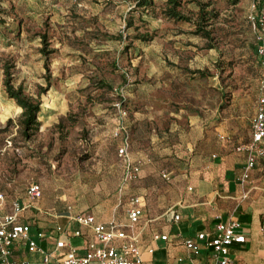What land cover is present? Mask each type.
Here are the masks:
<instances>
[{
	"label": "rangeland",
	"instance_id": "1",
	"mask_svg": "<svg viewBox=\"0 0 264 264\" xmlns=\"http://www.w3.org/2000/svg\"><path fill=\"white\" fill-rule=\"evenodd\" d=\"M197 1L215 13L205 24L210 38L193 32ZM0 5V189L9 196L21 198L33 180L40 195L62 204L80 201L88 208L117 198L121 217L126 195L141 182L137 177L118 190V139L111 130L119 121L129 131V157L139 168L148 165L155 188L200 161V150L211 158L218 134H227L213 126L235 105L239 125L226 120L231 131L237 128L225 144L247 140L259 75L249 16L256 23L264 0H181L178 9L191 20L167 17L164 0L147 7L135 0ZM143 32L151 39L134 38ZM4 65L12 84L39 100V124L28 137L21 134L20 107L4 89ZM201 128L206 132L199 137ZM255 171L264 176V159Z\"/></svg>",
	"mask_w": 264,
	"mask_h": 264
},
{
	"label": "crops",
	"instance_id": "2",
	"mask_svg": "<svg viewBox=\"0 0 264 264\" xmlns=\"http://www.w3.org/2000/svg\"><path fill=\"white\" fill-rule=\"evenodd\" d=\"M235 106L236 109L218 121L213 126L214 129L227 128V134L235 132L237 127H233L231 131L230 125H226V120L231 118L239 125L238 118L241 113L238 105ZM205 132L206 130L201 128L199 137ZM222 134L226 138L220 139L221 142L216 144L215 151L210 154L211 158L200 150L201 160L190 164L186 172L171 178L168 177V171L167 176L161 175L170 181L162 187L155 188L151 184L147 177L149 167L146 163L140 167L134 179L138 177L137 180L141 184L135 187V191L126 195L121 217L119 214L115 216V207L117 202L119 203L116 202L117 198L85 208L80 201H65L63 195L60 196L64 200L63 204L56 199L59 197L47 199L42 194L39 195L17 216L18 222L28 224L29 237L35 241L38 249L28 250L25 244L14 241L11 256L16 259L25 258L27 264H45L42 262V254L50 252L51 257L46 264H56L67 247L64 245L54 249V242L58 238L74 245L76 252L81 254L85 243L92 237L91 230L71 220L69 215L76 212L90 213L96 220L107 221L114 217L124 223L127 221L128 198L131 195H140L143 205L138 221L132 229L127 226H120L118 229L126 234L131 230L136 233L142 264H188V252L182 239L193 236L197 231H210L217 220L229 218L239 222V230L244 234L243 241L230 244L229 264H264V176L255 171L257 161L248 178L240 182L244 151L235 150L230 143L225 144L228 135ZM205 158L208 159L205 161ZM162 171L164 170L159 171L160 174ZM130 182L119 192H124ZM244 191L246 193L242 196ZM10 198L12 197L4 192L0 203L1 211L10 210ZM76 198L80 199V196ZM20 199L23 201L24 196ZM160 205L164 208L158 209L157 206ZM175 213L178 214L176 219L173 217ZM56 225L62 226L64 232L56 231ZM37 231H41L42 235L38 236ZM161 234H165V237L161 238ZM122 239L117 237L114 243L118 244ZM196 257L202 264L210 262L208 247L202 242L199 243V253Z\"/></svg>",
	"mask_w": 264,
	"mask_h": 264
},
{
	"label": "built area",
	"instance_id": "3",
	"mask_svg": "<svg viewBox=\"0 0 264 264\" xmlns=\"http://www.w3.org/2000/svg\"><path fill=\"white\" fill-rule=\"evenodd\" d=\"M254 2L251 6L254 7ZM251 26L254 32V51L259 65L257 79V91L255 106L249 123V138L243 143L234 146L235 150L244 151L243 165L240 171V182L245 181L255 163L264 159V11H260L256 17V23L252 15ZM111 135L118 139L115 147L116 155L120 159L121 176L118 190H121L128 182L134 179L139 170V162L132 160L128 155L129 131L119 121L112 130ZM220 139L226 136L218 134ZM167 176L166 171L161 172ZM189 188V187H188ZM246 191L242 193L244 196ZM40 195L39 184L33 180L27 182L24 188V200L17 196L9 199L10 210H0V264H27L25 258L16 259L11 256L12 244L20 241L25 244L28 250L38 249L35 241L29 237L27 223L17 221L18 213ZM4 198V192L0 190V203ZM142 200L140 195H131L128 198L126 207V222H119L114 217L107 221L96 220L90 213L76 212L69 215V218L83 226L89 227L92 237L85 243L81 254L76 252V247L63 239L58 238L54 242V249L67 246L65 252L56 261V264H142L139 245L136 243V233H123L118 228L127 226L132 229L142 213ZM264 216V210H263ZM174 219L178 214L173 215ZM56 231L64 232L60 225L55 226ZM36 234L41 236V231ZM157 235H154L156 237ZM161 238L165 234L159 235ZM117 237L123 238L118 244L114 243ZM244 240V234L239 230V222L236 219L217 220L210 231H197L193 236L184 237L182 243L188 252V264H202L197 259L199 243L202 242L208 247L209 264H229L231 257L229 246L233 242ZM50 252H43L42 262L48 263Z\"/></svg>",
	"mask_w": 264,
	"mask_h": 264
},
{
	"label": "trees",
	"instance_id": "4",
	"mask_svg": "<svg viewBox=\"0 0 264 264\" xmlns=\"http://www.w3.org/2000/svg\"><path fill=\"white\" fill-rule=\"evenodd\" d=\"M197 3L199 7L197 9V14H196L197 19L193 21V23L195 24V29L193 30V32L200 34L204 38H210V29L205 28V24L208 22V19L210 17L214 16L215 13L204 9L203 1H197ZM164 4L165 6L163 8V13L167 17H171L177 20L178 19L191 20L189 16L179 11L178 6L181 4V0H164ZM135 5L142 6V7L151 6L152 0H135ZM3 12L4 10L0 5V14ZM0 22H3V18L1 17V15H0ZM130 24H132V21L128 19L126 22V25L129 26ZM42 36L43 37H41V40L43 43H45L46 41H45L44 34H42ZM133 36L134 38H137L141 41H147L151 39L152 34L143 32V33H136ZM210 44L211 43H207L208 46H211ZM39 50L43 53L48 52V49H45L44 47H40ZM258 71H259V65H258ZM3 74L4 76H3L2 82H3L4 89H5L7 96L13 99L16 105L20 107L18 122L21 127V134L28 137L30 134H32L37 129L38 124H39V120L37 119V115L40 109L39 100L38 98H33L30 95L25 94L22 90L21 84L18 83L15 86L12 84L11 73L8 69V65H4ZM101 82H104V81H101ZM56 124L59 125L60 120H58Z\"/></svg>",
	"mask_w": 264,
	"mask_h": 264
}]
</instances>
